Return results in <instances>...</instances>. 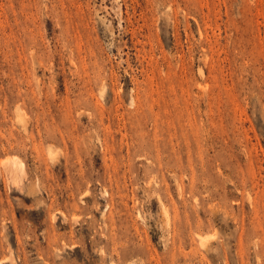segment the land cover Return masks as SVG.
I'll return each instance as SVG.
<instances>
[{
  "label": "rangeland",
  "instance_id": "1",
  "mask_svg": "<svg viewBox=\"0 0 264 264\" xmlns=\"http://www.w3.org/2000/svg\"><path fill=\"white\" fill-rule=\"evenodd\" d=\"M0 264H264V0H0Z\"/></svg>",
  "mask_w": 264,
  "mask_h": 264
},
{
  "label": "bare ground",
  "instance_id": "2",
  "mask_svg": "<svg viewBox=\"0 0 264 264\" xmlns=\"http://www.w3.org/2000/svg\"><path fill=\"white\" fill-rule=\"evenodd\" d=\"M17 163V162H16ZM18 164V163H17ZM206 239V238H205ZM202 240V239H201Z\"/></svg>",
  "mask_w": 264,
  "mask_h": 264
}]
</instances>
